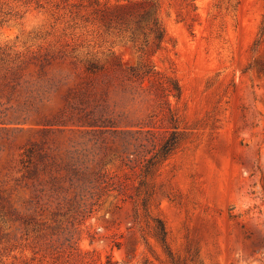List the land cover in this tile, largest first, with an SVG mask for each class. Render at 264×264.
<instances>
[{
    "label": "rangeland",
    "instance_id": "rangeland-1",
    "mask_svg": "<svg viewBox=\"0 0 264 264\" xmlns=\"http://www.w3.org/2000/svg\"><path fill=\"white\" fill-rule=\"evenodd\" d=\"M0 264H264V0H0Z\"/></svg>",
    "mask_w": 264,
    "mask_h": 264
},
{
    "label": "trees",
    "instance_id": "trees-1",
    "mask_svg": "<svg viewBox=\"0 0 264 264\" xmlns=\"http://www.w3.org/2000/svg\"><path fill=\"white\" fill-rule=\"evenodd\" d=\"M155 26H156V36H157L158 40H162L165 30H164L162 24L160 23V21L158 20V18L156 19V25ZM168 149H169L168 146H166L164 148V152H167ZM162 235H163V238H165L166 234H165L164 230L162 231Z\"/></svg>",
    "mask_w": 264,
    "mask_h": 264
}]
</instances>
